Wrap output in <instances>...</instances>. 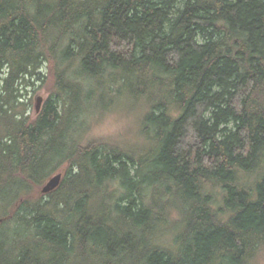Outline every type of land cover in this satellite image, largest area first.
Instances as JSON below:
<instances>
[{
    "label": "trees",
    "instance_id": "1",
    "mask_svg": "<svg viewBox=\"0 0 264 264\" xmlns=\"http://www.w3.org/2000/svg\"><path fill=\"white\" fill-rule=\"evenodd\" d=\"M107 95L142 141L84 142ZM263 168L264 0H0V264H252Z\"/></svg>",
    "mask_w": 264,
    "mask_h": 264
},
{
    "label": "rangeland",
    "instance_id": "2",
    "mask_svg": "<svg viewBox=\"0 0 264 264\" xmlns=\"http://www.w3.org/2000/svg\"><path fill=\"white\" fill-rule=\"evenodd\" d=\"M43 76L34 75L33 77H29L26 80L25 86H21L22 93L26 100L29 102L27 105L28 113L34 117L36 115V106H37V98L38 96L43 97L44 102L52 95V93L56 90L57 78L55 76L54 66L51 62L46 63L42 67ZM105 103L94 108L92 111L87 113V118L89 122V130L85 135L84 142L86 143L90 139L94 140H103V138H90L88 133L95 129L97 132H102L106 135L115 134L118 130H123V136L119 140L113 141V143H120L124 145L139 143L143 139L141 138V128H140V113L139 111H133L126 107H123L122 104H111L109 102L110 96H105ZM121 105V106H120ZM63 170L64 175V167L60 168ZM59 169V170H60ZM263 172L264 168L257 170L255 173H250L247 175V183L249 186H253L255 179L258 175ZM64 179V176H63ZM63 181V180H62ZM34 193H41V187L38 189H34ZM259 255V254H258ZM258 260V256L254 261Z\"/></svg>",
    "mask_w": 264,
    "mask_h": 264
},
{
    "label": "water",
    "instance_id": "3",
    "mask_svg": "<svg viewBox=\"0 0 264 264\" xmlns=\"http://www.w3.org/2000/svg\"><path fill=\"white\" fill-rule=\"evenodd\" d=\"M37 106H36V112H40L42 108V102H43V97L38 96L37 98ZM64 176V172L62 169L56 171L54 174H52L46 181L45 183L41 186V193L42 194H48L56 190L62 183ZM1 221L3 220L0 219Z\"/></svg>",
    "mask_w": 264,
    "mask_h": 264
},
{
    "label": "clouds",
    "instance_id": "4",
    "mask_svg": "<svg viewBox=\"0 0 264 264\" xmlns=\"http://www.w3.org/2000/svg\"><path fill=\"white\" fill-rule=\"evenodd\" d=\"M88 135L90 138H97V139L103 138L107 142H113L115 140H119L122 138L123 130L122 129L118 130L115 134L112 135H106L102 132H97L95 129H93L88 133ZM252 264H264V249H261L258 255V260L253 261Z\"/></svg>",
    "mask_w": 264,
    "mask_h": 264
}]
</instances>
